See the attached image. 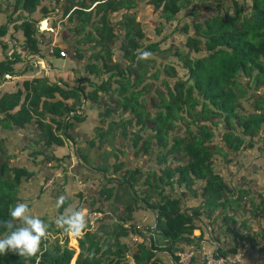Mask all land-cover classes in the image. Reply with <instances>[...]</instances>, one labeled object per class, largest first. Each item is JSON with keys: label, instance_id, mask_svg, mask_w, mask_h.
Returning a JSON list of instances; mask_svg holds the SVG:
<instances>
[{"label": "trees", "instance_id": "obj_1", "mask_svg": "<svg viewBox=\"0 0 264 264\" xmlns=\"http://www.w3.org/2000/svg\"><path fill=\"white\" fill-rule=\"evenodd\" d=\"M39 1L18 0L16 7L32 14ZM212 1L215 11L202 8L197 0H149L156 16L152 28L144 27L147 35L136 22L135 5L127 0H89L75 3L74 8L72 0H65L61 18L72 16L80 21L74 29L81 38L77 46L89 52L88 56L77 52L73 59L85 61L86 73L94 81L85 80L86 87L76 89L66 84L64 88L49 86L43 79L25 82L16 93L0 98V125L20 130L36 126L38 134L30 145L29 159L36 166L60 162L48 155L49 150L61 147L65 140L77 146L78 139H70L67 132L83 118L67 115L84 100L98 112V122L83 149L92 152L95 145L99 151L104 147L107 165L121 168L125 164L120 158H125L128 148L141 166L99 193L100 204L110 202L119 189H124L123 197L130 201L123 208L121 223L111 232L103 234L99 229L105 217L95 221L94 228L88 221L82 239L49 229L53 235L42 241V255L29 259L9 252L0 256V264H130V260L133 264H165L155 258L159 247L152 235L148 247L139 227H124L137 209L156 212L152 234L162 238V250L175 264L186 248H191L187 250L193 254L191 263L197 257L193 232L203 218L213 223L222 219L219 229H224L212 233L211 241L218 247L217 253H210L214 258L229 260L244 243L258 247L264 255V227L252 232L247 224L249 219L259 220L264 226V200L256 205L250 192L228 187L213 169L219 159L228 165L233 157L254 148L264 151V0H250L248 7L236 0ZM119 12H123L118 23L122 34L111 23V16ZM51 23L54 27L55 22ZM35 26L26 20L16 26L32 58L28 65L33 72L39 67L38 58L44 57L42 48L47 47L55 60L67 54L58 46L49 47ZM5 34L6 27H0V38ZM0 47L7 49L2 42ZM141 52L152 56L138 59ZM15 63L6 57L0 63V77H12ZM119 135L127 138L124 146L117 143ZM79 158V167L92 166L85 152ZM92 170L101 172L100 166ZM34 176V172L10 167L0 142V225L11 219L8 210L19 201L20 186ZM49 180L53 178L43 179L41 193L49 191L44 189ZM197 183L203 184L199 191ZM186 196L200 203L183 209ZM69 202L65 200L61 213ZM92 213L102 215L103 210L97 207L87 215ZM238 213L248 218L233 227L238 224ZM18 226L19 222L0 226V236ZM127 238L135 240L137 249L132 255L121 241ZM87 253L94 255L88 258Z\"/></svg>", "mask_w": 264, "mask_h": 264}, {"label": "crops", "instance_id": "obj_2", "mask_svg": "<svg viewBox=\"0 0 264 264\" xmlns=\"http://www.w3.org/2000/svg\"><path fill=\"white\" fill-rule=\"evenodd\" d=\"M88 1L72 0L73 8L75 7V3H87ZM100 1L102 2V0ZM17 2L18 0H0V27H6V34L3 38H0V43H4L7 47L6 50L0 47V63L5 62L6 57L12 59V61H16L13 65V76L3 75V77H0V98L7 94L16 93L22 88L23 83L31 82L34 79H43L49 86L63 87L66 84L68 89L86 87L87 83L85 80L94 81L93 77L86 73L87 64L85 61L76 62L73 59L76 57L75 54L77 52L85 56H88L89 52L86 53V49L77 46L81 38L78 36L79 34L74 32V29L79 25L80 21H77L74 17L71 18L72 16H69V18H61V7L65 0H40L38 8L32 14L17 9ZM127 3L135 5L136 22L141 25L143 32L148 35L149 32L144 27H153L152 23L156 16L154 7L149 3V0H127ZM44 13H48V15L44 16ZM122 15L123 12H119L111 16V23L118 34H122L118 26ZM70 18L71 20H69ZM24 20L35 22L37 35L39 37L44 36V41L50 43L49 47L58 46V49L65 51L67 53L66 58L55 60L49 57L48 53L50 54V51L47 47L42 48L44 57L38 58L39 67L35 72L31 71L29 65L32 58L28 56V53L23 48L24 39L22 33L16 29V26ZM52 21L55 22L54 27L51 23ZM93 22H95V19ZM79 49L80 51H78ZM63 56L65 55L63 54ZM86 90L88 91L89 88H86ZM56 100H59V98L57 97ZM66 103L71 105L72 102L67 101ZM74 114L82 117L83 120L81 123L73 125L68 130L67 135L70 139H78L77 146L79 145L81 148L78 149L79 147L74 146L71 140H65L61 147H53L48 153L49 156L55 157L60 162H45L43 166H36L28 156L29 150L32 149L30 145L33 144L38 134L36 126L28 125L20 130L15 127L7 129L0 125V142L3 143L5 155H8L9 166L23 168L35 174L29 182L20 186L17 196L19 201L17 203L27 202V199L22 197L21 194L23 193L21 192L28 185H32L35 194L31 197L33 199V205H29V208L33 214H38L44 221L45 219H50V221L54 222L55 217L64 214L66 209L76 210L85 208L88 213L92 209L101 207L103 210L102 218L105 217L106 220L99 225V229L101 228L103 234H108L112 228H115L121 223L119 218L121 219L122 217L123 208L130 201H128V198L123 197L124 189H119L117 196L110 202L101 201L100 204L99 193L104 187L110 186L114 181H119L127 171L139 168L141 161L137 157L134 158L133 153L128 148H125L126 156L125 158H120V161L125 166L120 168L117 166L114 167L115 165H113L110 167L106 163V157H104V147L99 151V147L95 145L92 152L85 151L83 147L85 142L94 134V128L98 122V112L93 110L83 100L81 106L74 108L68 113L67 118H71ZM81 138H86V140L82 141ZM126 139V137L121 138L119 135L117 143L124 146ZM84 152L85 157L91 159L90 161L93 162L92 166H90L91 169L84 166L79 167L81 164L79 153L83 154ZM233 158L234 162H230L228 165L220 159L218 162H215L213 167L215 174L220 175L228 187L247 190L250 192V196L254 198L256 205L260 204L261 199L264 200V151L254 148L246 154ZM99 166L101 172L92 170ZM63 168H66V173H63ZM143 169L146 170V168ZM49 176L53 178L54 185L49 191L41 193L40 184L44 178ZM202 185L201 183L195 184V189L199 191ZM181 191L179 190V192ZM62 195L70 200V202L61 213L60 208L56 206V202L57 198ZM193 203L197 205L200 201L186 196L184 198L183 209L191 208ZM216 215L218 213H215L212 218L213 220L216 218ZM131 218L132 220L125 223L124 227L128 228L131 225L139 227L141 233L146 235L144 242L148 247L151 246L149 236L152 235L154 244L159 247L155 252V258L165 264H175L173 258L162 250L165 246L162 238L152 234L157 226L156 212L149 209H137L133 211ZM244 218L248 217H245L241 213L236 214L235 219L238 220V224L233 227L239 226ZM216 221V223H213L211 220L209 221L203 218L202 222L196 223L198 227L193 232V237L197 238L198 251L197 257L191 264H202L205 255L217 253L218 247L211 241L212 233H221V230L224 228L219 229L222 227L221 217ZM249 221L250 224L248 225L252 232H260V229L264 227L262 221L250 219ZM89 225L91 228L95 227L94 223H89ZM55 227L53 226L54 229L59 230V228ZM147 230H150L151 233L148 234L146 232ZM71 236L68 235V238ZM55 237L58 238V236ZM199 237L200 239H198ZM158 239L162 241V244H158ZM121 241L131 249L130 255L136 251L137 248L134 245V238L132 240L130 238L122 239ZM142 242L139 241V243ZM189 249L191 248H186L185 250L187 251ZM240 253H243L241 264H264V255L259 251L258 247L251 248L247 243H244L243 248L237 254ZM130 264H133L132 260H130Z\"/></svg>", "mask_w": 264, "mask_h": 264}, {"label": "clouds", "instance_id": "obj_3", "mask_svg": "<svg viewBox=\"0 0 264 264\" xmlns=\"http://www.w3.org/2000/svg\"><path fill=\"white\" fill-rule=\"evenodd\" d=\"M151 56L149 52H141L138 59L145 60ZM65 200V196H59L56 202L57 208L62 207ZM8 211L11 219L0 226L7 228V225L12 222H19V226L0 236V256L7 255L9 252L29 259L38 257V254L42 255L41 244L50 236V225L39 216L33 215L27 203H17L10 206ZM54 223L65 234L82 239L88 227L87 209H66L64 214L55 217ZM86 255L92 258L94 253Z\"/></svg>", "mask_w": 264, "mask_h": 264}, {"label": "built area", "instance_id": "obj_4", "mask_svg": "<svg viewBox=\"0 0 264 264\" xmlns=\"http://www.w3.org/2000/svg\"><path fill=\"white\" fill-rule=\"evenodd\" d=\"M106 1V0H102ZM53 184V180H49L47 184L44 186V189L49 188ZM102 215L92 213L88 217V221L90 224H93L95 221L98 219H101ZM178 264H191V259H192V252L184 251L183 253H179L178 255ZM243 258V253L236 254L233 258L229 260H224V259H216L212 255H205V260L202 264H241Z\"/></svg>", "mask_w": 264, "mask_h": 264}, {"label": "rangeland", "instance_id": "obj_5", "mask_svg": "<svg viewBox=\"0 0 264 264\" xmlns=\"http://www.w3.org/2000/svg\"><path fill=\"white\" fill-rule=\"evenodd\" d=\"M222 1L224 3H226V2L230 3L231 0H222ZM236 1H238L239 3H245L246 4V7L249 6V2H250V0H236ZM197 2H199V4L204 9H212L214 11L217 9L216 6H215V4H213V1L212 0H200V1L197 0ZM228 10H229V8H228ZM210 13L211 12H209L208 14H210ZM81 139H82V141H85L86 140V138H81ZM6 156H8V155L6 154ZM53 185H54V183L51 186H49V188H51ZM21 193H23V194H21L22 197H24L25 199H27V202L26 203L28 205L32 206L33 205V199L31 197H32V195L35 194V190H34L33 186L32 185H28L27 188L25 190H22ZM18 194H19V192H18ZM33 215H35V214H33ZM36 215L38 216V214H36ZM45 222L50 225L49 229L51 231L56 230V229L53 228V226L55 227L54 222L50 221V219H45ZM247 224H250V221L249 222L247 221ZM50 235H53V233H50ZM158 244L159 245L162 244V241L160 239H158Z\"/></svg>", "mask_w": 264, "mask_h": 264}, {"label": "water", "instance_id": "obj_6", "mask_svg": "<svg viewBox=\"0 0 264 264\" xmlns=\"http://www.w3.org/2000/svg\"><path fill=\"white\" fill-rule=\"evenodd\" d=\"M217 250H218V249H217ZM204 260H205V257H204V259H203V262H204ZM203 262H202V263H203Z\"/></svg>", "mask_w": 264, "mask_h": 264}]
</instances>
